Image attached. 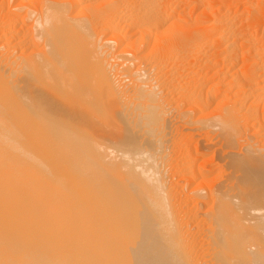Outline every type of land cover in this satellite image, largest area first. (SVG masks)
<instances>
[{
    "label": "bare ground",
    "instance_id": "6f19581e",
    "mask_svg": "<svg viewBox=\"0 0 264 264\" xmlns=\"http://www.w3.org/2000/svg\"><path fill=\"white\" fill-rule=\"evenodd\" d=\"M228 1L0 0V264H264V0Z\"/></svg>",
    "mask_w": 264,
    "mask_h": 264
},
{
    "label": "rangeland",
    "instance_id": "374dc122",
    "mask_svg": "<svg viewBox=\"0 0 264 264\" xmlns=\"http://www.w3.org/2000/svg\"><path fill=\"white\" fill-rule=\"evenodd\" d=\"M216 1H217V0H215V3H214V5H213V7H214L215 5H219V4H216V3H219V2H218L219 0H218L217 2H216ZM227 1H228V0H227ZM230 1H231V0H229L228 2H230ZM228 2H227V3H228ZM234 4H236V3H233V5H232L233 7L231 6V8H230L231 10H234V9H232V8H237V7H238V6H235ZM234 6H235V7H234ZM215 7H217V6H215ZM238 10H240L239 12H241V9H239V7H238V8L235 10L236 13L238 12ZM232 12H233V11H232ZM239 12H238V13H239ZM194 14L197 15L199 18L202 16V15H201V16L198 15V13L196 14V11L193 12V15H194ZM195 15H194V17H196ZM202 17H203V19H204V21H205L204 16H202ZM199 18L196 17V18H195V19H196L195 21L198 20V21L201 22L202 18H200L201 20H199ZM193 19H194V18H192V21H193ZM242 19H243V18H242ZM242 19H241V17L238 18V19L236 20V24L240 25V22H239V21H241ZM238 20H239V21H238ZM198 21H197L196 23H200V22H198ZM202 21H203V20H202ZM243 21H244V19L242 20V22H243ZM238 22H239V23H238ZM244 22H245V23H244ZM244 22H243L244 24L247 23L246 21H244ZM187 23H188V24H192V23H194V21L190 23V20H188ZM261 23H262V24H261ZM261 23H259V24H260L261 26L264 27V25H263V24H264V20H261ZM241 24H242V23H241ZM259 24H258L257 26L255 25V26L258 28V27H259ZM242 26L245 27V26H247V24H246L245 26H244V25H242ZM261 26H260V27H261ZM247 27H248V26H247ZM256 27H255V29H257ZM260 27L258 28L259 31H261V28H262V27H261V28H260ZM249 28H250L251 33H253V30H252L251 28L254 29V27H250V26H249V27H248V31H249ZM258 29H257V30H258ZM256 32H258V31H256ZM259 34H260V33H259ZM259 34L257 33L256 36H255V32H254L255 40H256V39H259V38H256ZM259 36H260V35H259ZM256 41H258V40H256ZM257 43H258V42H257ZM249 44H250V43H249ZM205 49H207V47H206ZM208 50H209V49H207L206 52H207ZM202 51H203V49L200 51V54H202V55H198V56H199L198 59H200V56H201V58H202V56L206 53L205 50L203 51L204 53H203ZM205 55H206V54H205ZM205 55H204V56H205ZM204 56H203V59H204V60H205V59H208V58L210 59V57L206 56V57H207V58H206V57H204ZM258 56H259V55H258ZM258 56H257V57H258ZM209 59H208V60H209ZM204 60H203V63H201L202 60H198L197 63L200 61V63H198V64H199V65H202V64H204V62H206V61H204ZM210 61H211V60H210ZM197 63H196V65H197ZM205 64H207V63H205ZM199 65H197L198 69H200V68H199ZM208 65H209V64H207L206 67L209 69ZM197 67H195V68L193 69V71H194L195 69L197 70ZM200 67H203V65L200 66ZM218 67H219V66H218ZM220 67H221V65H220ZM204 68H205V65H204V67H203V70L205 71ZM222 69H223V71H224L225 68L222 67ZM213 70H214V69H212V68H210L209 70H206L205 73H207V74L205 75V73H204L205 77H204V75H203L202 77H203V78H206V77H208V76L210 75L211 77L209 76V77L206 78V79L213 80V82H216V80H214V79H217V80H218L219 76H222V74H221V73H220L221 75H220V74H219V75L214 74V75L218 76V78H217L216 76L214 77V75H212L213 72H214ZM225 70H226V71H229V70H227V68H226ZM200 71H202V69H200ZM200 71H199V72L197 71L198 73H197V75H196V76H197V84H199V83L202 84V83L204 82V81H201V80H204V79H202V77H201V72H200ZM208 71H209V72H208ZM212 71H213V72H212ZM194 73H195V71L193 72V74H194ZM202 73H203V72H202ZM199 74H200V77L198 76ZM196 76H194V77H196ZM213 77H214V78H213ZM226 77H228V76H225L223 79H226ZM198 78H199V79L201 78V80H199ZM198 80L201 81V82H198ZM226 80H228V78H227ZM205 81H207V80H205ZM208 83H209V82L207 81L206 85H208ZM211 83H212V82H211ZM206 85L203 84L202 86H201V85L199 86V87H202V90H201L202 93L205 91L204 88H205ZM203 86H204V88H203ZM197 87H198V85H197ZM206 87H207V86H206ZM218 90H220V89H218ZM219 93H220V92H217V94H216V95H218V98H216V100L219 99L221 96H224V97H225V95H226V97L228 96V94H221V95H220ZM214 101H215V100L213 99L212 103L210 104L211 107L214 106V104H215ZM210 106H209V107H210ZM210 109H211V108H209V110H210ZM180 139H181L180 142H182V141L185 142L184 139L182 140V138H179V140H180ZM211 151L214 152L212 149L210 150V152L207 151V157H209L210 159L214 158V161H217V160H218V155H215V154H217V153H215V152L212 153ZM176 155H178V154L176 153ZM176 155H175V156H176ZM217 172H219V171L217 170L216 173H217ZM216 173H213V174H215V175H213V176H214V177H213L214 179L217 178V176L219 177V175H220V174H218V173L216 174ZM175 176H176V175H175ZM220 176H221V175H220ZM211 177H212V176H211ZM173 178H175V177H173ZM176 178H177V176H176ZM217 179H218V178H217ZM219 179L221 180L222 178L219 177ZM176 180H177V179H175V181H176ZM181 185H182V183H181ZM181 185L179 184L180 187H181ZM180 187H179V188H180Z\"/></svg>",
    "mask_w": 264,
    "mask_h": 264
}]
</instances>
